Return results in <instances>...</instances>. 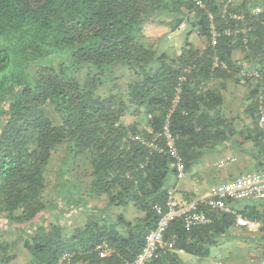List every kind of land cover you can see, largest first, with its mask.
<instances>
[{"label":"trees","instance_id":"16d2710c","mask_svg":"<svg viewBox=\"0 0 264 264\" xmlns=\"http://www.w3.org/2000/svg\"><path fill=\"white\" fill-rule=\"evenodd\" d=\"M148 23L183 29L179 50L148 39ZM262 116L264 0H0V218L38 223L23 242L26 264H59L65 254L130 261L155 206L175 195L173 178L206 154L231 143L264 169ZM61 148L85 191L106 200L68 223L45 216ZM240 202L232 209L264 231L263 215ZM203 204L209 221L190 229L171 221L173 249L147 264H185L180 253L205 259L225 242L235 214ZM4 249L1 264L11 258L3 261Z\"/></svg>","mask_w":264,"mask_h":264},{"label":"rangeland","instance_id":"374dc122","mask_svg":"<svg viewBox=\"0 0 264 264\" xmlns=\"http://www.w3.org/2000/svg\"><path fill=\"white\" fill-rule=\"evenodd\" d=\"M184 32L185 31L183 29H179L174 31L172 34H167L168 32L164 26L149 23L144 26V33L148 39L156 41V38L159 37L160 39L158 42L161 44L160 46L166 45L168 46L167 48L170 47V50L173 51H178L182 45V40L185 35ZM233 107H237V103H235ZM63 149L64 148H61V150L59 149V152L56 155L58 159H56L49 167L48 186L45 194L51 201L48 202L46 208L47 210L45 212L47 222L52 221L56 223H68L73 216L77 215L78 211L88 210L90 207L100 210L104 209V206L106 205V200L103 197H96L85 191V177L80 176L81 178H79L84 180L83 182L85 184H78L79 170L77 167L71 166V163L68 159L60 162V158H62L64 155ZM75 180L78 181L76 186H74ZM79 197H81L85 202L81 203L78 200ZM126 216L131 218L132 213H126ZM36 224L38 223L33 221L18 225L0 218V245L4 246L5 248L3 261H5L6 257H11L5 262L2 261V264H26L28 256L23 247V242L27 237V233L32 227H35ZM246 230L244 229L240 231L242 239L248 237ZM243 236H245V238ZM230 240L231 238L229 235L225 239L224 245L221 247V249H219L218 246L211 247L210 256L208 258L199 259L197 257L191 256V259H189L191 260L189 264H210L215 260H220L222 264H235L234 261H230L229 256L226 255V253L228 254V252L232 250L230 246ZM1 254L2 253L0 250V256ZM182 258L187 260L186 255H182ZM243 264H245L244 261Z\"/></svg>","mask_w":264,"mask_h":264},{"label":"built area","instance_id":"2783aa9c","mask_svg":"<svg viewBox=\"0 0 264 264\" xmlns=\"http://www.w3.org/2000/svg\"><path fill=\"white\" fill-rule=\"evenodd\" d=\"M259 126L264 130V117L262 116L258 122ZM165 137V145L168 152L176 155L174 138L171 136L164 126L163 131ZM234 158L226 157L218 162L223 165L233 162ZM178 176L182 177L184 167L181 162L176 165ZM264 200V169L245 171L232 180L218 185L213 189L207 198H183L176 197L172 192H168L167 198L163 206H155L156 223L150 229L144 238V244L139 253L133 259L124 264H147L149 261L158 258L162 253L173 249V240L165 238V232L169 223L176 218H180L185 229L203 225L209 221L207 208L218 209L223 212H232L235 214V226L251 228L255 225L254 221L243 216L239 212L232 209L235 201ZM181 252V251H180ZM59 264H108L107 262H74L72 255L65 254ZM210 264H222L220 260H215Z\"/></svg>","mask_w":264,"mask_h":264},{"label":"crops","instance_id":"0c3cea01","mask_svg":"<svg viewBox=\"0 0 264 264\" xmlns=\"http://www.w3.org/2000/svg\"><path fill=\"white\" fill-rule=\"evenodd\" d=\"M248 147L253 149V145L250 143L246 145V148ZM247 153L240 152L239 148L231 145V143L222 145V147H218L213 152L206 154L190 171L185 172L181 179L173 178V188L171 189L176 197L207 198L218 185L232 180L244 171H251L256 168L257 158L255 154L249 155ZM229 156L234 158L233 162L223 165L218 164L219 161ZM237 206L239 208L246 207L257 213L260 212L264 217V200L241 201ZM244 229L246 230V228L234 226L229 232L232 250L226 255L235 264H243V261L245 264L264 263V231L259 230L257 223H255L253 227L246 230L248 237L242 239L240 231ZM223 245L224 243L218 246L219 249ZM180 254L181 257L182 255L187 256V260H183L185 264H189L191 255Z\"/></svg>","mask_w":264,"mask_h":264}]
</instances>
